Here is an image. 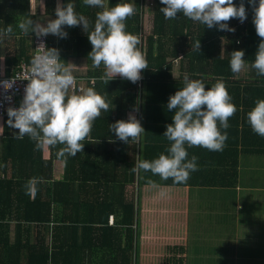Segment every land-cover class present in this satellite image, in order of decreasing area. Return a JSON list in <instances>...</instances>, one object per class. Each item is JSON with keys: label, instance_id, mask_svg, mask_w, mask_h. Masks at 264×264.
Instances as JSON below:
<instances>
[{"label": "crops", "instance_id": "crops-1", "mask_svg": "<svg viewBox=\"0 0 264 264\" xmlns=\"http://www.w3.org/2000/svg\"><path fill=\"white\" fill-rule=\"evenodd\" d=\"M24 1L27 2L28 13L33 16V21L46 25L49 19L56 18L57 0ZM60 2L73 3L75 8L79 5L83 10L93 12L94 15L102 10L85 6L83 0H60ZM117 3L135 5L136 15L126 21V30L140 35L142 51L145 54L147 38L154 36L157 39L155 35L156 0H106L109 8ZM19 5L20 0H0V28L6 27L5 24L13 26V34L0 39V69L7 75L22 63H31L34 54L35 34L30 33L29 36H25L18 28L19 22L25 20ZM93 14L89 17L85 16L89 18L88 32L94 28L96 16ZM7 15H12L14 19H5ZM132 18H136L137 24L131 21ZM91 24H93L92 27ZM170 28L169 25L167 30ZM64 30L68 33L66 38L61 39L50 34L45 39L52 38L56 41L54 48L59 50L61 59L72 68L74 76L81 79L77 85L82 89L93 87L98 93L104 95L109 103L113 101L112 119H115L118 106L120 115L125 120L130 113H133L144 126L143 118L147 113L145 112V80L140 89L137 83L135 84L136 107L139 111L126 109V92L118 95L110 90L109 85L112 82H123L119 81L120 79L126 82L129 80L117 76L105 85L102 81H98V78L89 76L88 73L92 72H100L101 76L104 68L103 66L94 68L91 59L76 55L74 40L87 33L82 25L65 27ZM173 30L172 28V32ZM223 41L225 46L228 39L224 38ZM141 45H139L140 48ZM227 52L228 46L223 47L221 54ZM145 71L146 69L142 72V78ZM173 71L176 76L183 74L176 67ZM90 79H94L93 85L88 83ZM141 95H143L142 99ZM106 113L102 112L94 122L90 137L84 141L83 152L64 159L57 156L58 148L61 146L38 150L41 160H49L51 164V180L41 182V200L52 202L51 184L65 181L57 191L58 200L61 202L51 203L50 223L44 225L45 227L38 233L35 225L21 224L19 226L16 221L11 220L9 223L8 220L5 221V224L9 225L7 235L9 243L0 242V264H25L29 260L33 263L36 258L33 255H25L23 251L22 245H25V241L31 244L43 241L48 251L56 242L64 245L70 249L71 254L65 257L57 256L56 261L66 264H264L263 154L251 156L239 153L237 155L236 180L232 186H215V183L201 187L166 186L163 184L167 180H160L159 176L153 175L143 178L147 185H139L135 180L129 182L130 176L126 166L116 165L115 161L121 160L122 155L127 153L123 158L127 161L126 163L134 161L136 164L140 157L134 153L144 152L142 146L145 133L139 143H133V152L130 142L124 143L119 139L103 140L102 135L114 134L110 131V126H106L103 122ZM4 118L7 119L4 120ZM4 118L0 117L2 127L4 123H7L8 116ZM11 129L9 127V135L16 137L18 130ZM1 138L2 135H0V143ZM261 143L255 144V147L264 151V139ZM71 159L78 163L73 167L70 164L69 171H66V162ZM10 172L8 168L7 174H1V177L9 178ZM139 172L142 174V170L136 173ZM148 180L154 181L155 187L150 185ZM214 180L220 184L224 178L219 175ZM121 190L122 195L119 193ZM161 192L164 193L163 196ZM131 201H134L137 207L134 223L131 226L121 227V203ZM101 204L106 207L113 205V208L107 218L106 215L100 216L98 224L91 227V250L85 248L87 250L83 253L81 247L86 246L89 237L87 231L83 230V220L97 215ZM103 211H106V208L100 211L99 215ZM14 213V206L5 208L3 204H0V215L8 216ZM112 214L114 225L109 220ZM58 220L60 224L67 221V228L78 225L74 227L77 228V232L71 229L67 231L62 229L57 232L54 229L64 228L63 225L56 223ZM112 228H119L126 232L123 233L125 239L123 238L119 243L122 247L125 246L128 234L132 232L134 249L130 255L126 254L127 259L122 258L120 253L116 255L109 252V249L103 248L105 230ZM1 236L3 235H0V240ZM111 244L115 245L114 243L107 245Z\"/></svg>", "mask_w": 264, "mask_h": 264}, {"label": "clouds", "instance_id": "clouds-1", "mask_svg": "<svg viewBox=\"0 0 264 264\" xmlns=\"http://www.w3.org/2000/svg\"><path fill=\"white\" fill-rule=\"evenodd\" d=\"M164 5L160 11L165 19H176L182 13L184 17L198 22L208 28L218 27L221 31L235 32L229 27L231 19L243 23L247 19L244 0L237 6L234 0H160ZM253 7V23L256 34L261 38L252 68L258 75L264 76V0H248ZM83 4L102 9L96 13L94 30L88 32L89 20L75 11L73 3L63 4L57 0L55 19L45 24L25 19L18 28L25 36L30 33L37 38L54 35L66 38L65 27L83 26L92 50L88 58L94 68L103 66L104 72L99 77L105 85L117 76L137 83L142 79L143 70L149 68L145 54L139 47L141 37L127 31L126 21L136 15L133 3H117L109 8L106 0H83ZM13 26L8 24L0 28V39L11 36ZM41 43L31 59L29 82L24 89L23 100L18 108L7 110L9 127L17 129L16 139L28 136L35 142L36 150L58 148V158L67 159L83 152L84 141L90 137L94 122L102 112H108L110 103L106 97L93 87L81 89L77 93V79L72 68L62 60L59 50L46 48ZM200 41L192 45V49L200 52ZM244 50L231 53L230 68L235 74L246 66ZM184 86L169 97L167 109L174 110L172 123L166 126L163 136L170 142L168 154H160L158 158L137 161L133 172L143 170L159 176L161 180L171 179L173 183H185L190 174L198 170L197 157L189 159L188 148L202 147L209 151H222L228 139L227 132L221 129L230 127L228 121L237 112L226 84L217 81L206 89L199 79L183 78ZM5 88H11L13 81H3ZM139 111L138 107L134 112ZM248 122L256 134L264 137V99H258L255 106L247 113ZM110 131L124 143H139L145 129L133 113L127 120H117L110 124ZM4 128L0 126V135ZM33 178L26 188L29 195H35ZM155 187V182L148 180ZM162 196L163 192L160 193ZM114 225V223H113Z\"/></svg>", "mask_w": 264, "mask_h": 264}, {"label": "trees", "instance_id": "trees-1", "mask_svg": "<svg viewBox=\"0 0 264 264\" xmlns=\"http://www.w3.org/2000/svg\"><path fill=\"white\" fill-rule=\"evenodd\" d=\"M240 2L241 0H234L237 6ZM256 3L258 4L259 0H256ZM244 4L247 10V19L243 23L238 19H231L228 22L229 27L235 28V32H229L221 31L218 27L208 28L190 19H181L186 18L182 13L178 14L176 19H165L164 14L160 11L164 5L161 4L160 0H156L155 35H157V39H155L154 36L148 37L145 47V57L149 66L144 72L145 74H143V82L144 80L146 82L145 112L147 113H145L143 118L145 136L143 138L142 148H144V152L141 153L136 151V153H134L141 158H139V161H151L158 158L162 153L168 154L167 149L170 147V142L163 134L166 131V126L172 123L174 110L169 111L167 109V103L169 97L184 86L183 78L185 75L192 80H202L206 89L211 88L217 81H223L232 97V102L237 106V112L228 121L230 127L228 129H221V131H226L228 136L223 150L209 151L202 147L188 148L189 159H191L193 155L197 157L196 163L198 165V170L192 172L190 174V179L185 183L175 184L169 179L165 181L163 185L201 187L211 186L212 183H215V186H232L235 184L236 180L235 167L236 158L239 153H246L251 156L264 155L262 149L260 150L255 147V144L261 143L264 137L253 132L247 118V113L255 106V102L258 99H264V76L258 75L256 70L251 66L254 62L261 38L256 34L255 25L253 23V7L249 4L248 0H244ZM19 8L20 11L24 13L25 19H34L33 16L28 13L26 1L20 0ZM75 11L87 17L93 14V12L89 13L83 10L79 5L76 6ZM4 18L14 19L12 15H7ZM131 21L137 24L136 18H132ZM92 25L93 24H91V27ZM169 25L171 28L167 30ZM172 28L174 29L173 32ZM92 29L94 30V28ZM178 34L180 35L178 36ZM224 38L228 39V43L225 44V46H228V52L226 54H221V50L225 47L223 46ZM197 40L200 41V52L192 49V45ZM54 45H56V41L52 38L46 40L47 47L54 48ZM74 46L77 56L88 58V54L92 50V45L87 34L82 37L79 36L78 39L74 40ZM142 48L143 46L141 45V50ZM234 50H244L245 53L244 59L246 66L238 74L233 73L230 68L231 53ZM174 67L183 74L176 76L173 71ZM88 74L91 77L98 78V81H100V72ZM119 81L123 82H112L111 85H109L110 90L113 92L115 91L114 93L118 95L126 92L125 107L128 110H133L136 107L137 101L135 92L136 83H132L131 81L126 82V80L121 79ZM142 97L143 95H141V99ZM113 105L112 101L110 107L112 108ZM111 112L112 109H110L104 117L103 122L106 126H110V124L115 123L117 120L124 119L122 115H120L118 106L115 119H112ZM6 119L7 118H4V120ZM3 128L4 132L0 143V204H3L5 208L14 206L15 213L8 216L4 214L0 215V235H3L1 236L0 242L9 243L7 237L9 225H6L5 221L8 220V223L11 220L16 221L19 226L21 224L35 225L37 227L35 229L36 232H40V230L45 227L44 225L50 223L52 212L51 203L61 202L58 200L57 191L58 187H62L65 181L51 184L50 192L52 202L42 201L40 197L41 182L51 180L50 161L41 160L40 153L35 148V142L28 136H25L23 139H16L9 135V126L7 123H4ZM101 137L103 140L107 139L109 141H116L118 139L115 133H106ZM129 142L132 144L133 152V143L135 142L131 140ZM125 155H127V153L122 155L121 160L115 161L116 165L122 164L126 166L128 175L130 176V179H128L129 182L135 180L139 185H147V183L143 181V178L151 177V172H145L143 170L142 174L141 172H133L132 168L135 166V162L126 163L127 161L123 159ZM73 159L66 162V171H69L70 164L72 167L77 165L78 162L73 161ZM8 168L11 170L10 177L7 178L4 176L2 178L1 174L6 175ZM219 175L224 178V181L220 182V184H218L217 180H214L216 176L218 177ZM33 178L38 181L35 185L36 192L34 196L29 195L28 189L26 188L28 181ZM119 193L122 195L123 191L121 190ZM6 202L7 204H5ZM105 208L106 211H103L99 215L100 211ZM112 208L113 205L106 207L101 204L97 215L95 214L89 219L83 220V230H86L89 234L86 246L81 247L83 253L87 250L85 248L91 250V227L94 224H98V218L100 216L106 215L107 218ZM121 210V227L131 226L132 223H134V216L137 212L135 202L121 203ZM56 223L60 224V221L58 220ZM39 225H42V227H38ZM60 225H63L64 228H56L54 230L60 232L62 229L64 231L71 229L77 232V228L74 227L78 225L73 226V228H67V221H63ZM123 233L126 232L119 228L105 230L103 248L105 250L109 249V252L111 251L116 255L120 253L122 258L127 259L126 254L130 255L134 249L133 235L130 231V234H128L126 238L127 241L125 246L122 247L119 243L124 238ZM108 238L109 240H107ZM108 243H114L115 245H107ZM22 247L25 255H33V257L36 258L33 263L29 260V262L25 264H66L56 261V258L60 255L65 257L71 254L69 248L64 247L62 244H57V242L51 245L49 251L43 241H36V243L34 242L33 244L25 241V245H22Z\"/></svg>", "mask_w": 264, "mask_h": 264}, {"label": "built area", "instance_id": "built-area-1", "mask_svg": "<svg viewBox=\"0 0 264 264\" xmlns=\"http://www.w3.org/2000/svg\"><path fill=\"white\" fill-rule=\"evenodd\" d=\"M43 43L46 46V39L45 37L41 38H34L33 46H34V54H36L37 47ZM41 45V47H43ZM31 63L26 64L22 63L16 70L11 71L8 75L0 69V117L4 118L7 117V110L9 107L18 108L23 100L24 96V89L28 84V80L24 79L28 76L30 70ZM77 82L81 79L76 78ZM3 81H13L11 88H5L3 85ZM143 82V78L137 82L138 89L141 88ZM90 85H93L94 79H90L88 81ZM81 86L77 85V92L79 93L81 90ZM109 220L111 224L114 223V215L109 216Z\"/></svg>", "mask_w": 264, "mask_h": 264}, {"label": "rangeland", "instance_id": "rangeland-1", "mask_svg": "<svg viewBox=\"0 0 264 264\" xmlns=\"http://www.w3.org/2000/svg\"><path fill=\"white\" fill-rule=\"evenodd\" d=\"M14 128H12L11 130L13 131Z\"/></svg>", "mask_w": 264, "mask_h": 264}]
</instances>
